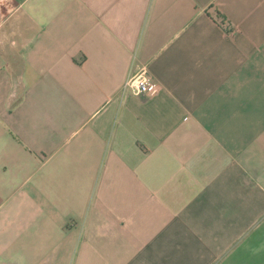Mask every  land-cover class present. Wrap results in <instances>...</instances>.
Segmentation results:
<instances>
[{
    "label": "crops",
    "instance_id": "crops-1",
    "mask_svg": "<svg viewBox=\"0 0 264 264\" xmlns=\"http://www.w3.org/2000/svg\"><path fill=\"white\" fill-rule=\"evenodd\" d=\"M0 264H264V0H0Z\"/></svg>",
    "mask_w": 264,
    "mask_h": 264
},
{
    "label": "built area",
    "instance_id": "built-area-1",
    "mask_svg": "<svg viewBox=\"0 0 264 264\" xmlns=\"http://www.w3.org/2000/svg\"><path fill=\"white\" fill-rule=\"evenodd\" d=\"M159 87L160 85L152 80L148 68L144 66L127 80L123 91L139 97L151 90L158 91Z\"/></svg>",
    "mask_w": 264,
    "mask_h": 264
},
{
    "label": "trees",
    "instance_id": "trees-1",
    "mask_svg": "<svg viewBox=\"0 0 264 264\" xmlns=\"http://www.w3.org/2000/svg\"><path fill=\"white\" fill-rule=\"evenodd\" d=\"M218 17H220V15H219ZM224 22H225V21L223 20L221 23L224 24Z\"/></svg>",
    "mask_w": 264,
    "mask_h": 264
}]
</instances>
